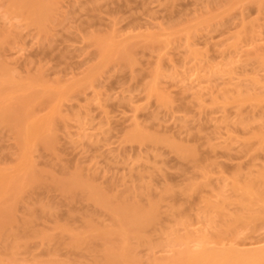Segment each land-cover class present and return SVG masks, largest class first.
<instances>
[{"label":"rangeland","instance_id":"1","mask_svg":"<svg viewBox=\"0 0 264 264\" xmlns=\"http://www.w3.org/2000/svg\"><path fill=\"white\" fill-rule=\"evenodd\" d=\"M11 1L0 0V118L6 116L4 111L11 112L0 122V206H6L0 207V264H97L95 257H104L105 228L118 226L116 213L133 217L132 223L136 214H152L149 222L154 228L151 223L131 225L142 232L146 239L142 244L152 241L143 246L135 234L130 238L141 264L169 256L178 247L176 235L198 234L212 226L226 230L218 247L264 246L259 216L263 207L245 189L246 200H252L247 203L257 207L245 203L244 210L237 198L243 193L231 189L235 182L241 186L264 173V139L258 134L264 133L263 0H43L42 4L33 0L32 5L30 0ZM11 3L20 6L13 9ZM23 4L32 9L22 10ZM19 7L22 12H17ZM38 10L43 18H34ZM122 44H130V50L119 54ZM251 94L254 100L249 101ZM150 133L151 137L145 136ZM26 150H32L31 157ZM22 174L28 183L23 182L27 186L23 190L18 186H25ZM81 176L95 192L93 186L82 187ZM13 178L20 182V194H14L19 205L11 199ZM149 200L157 202L155 209ZM250 208L258 217L250 213L235 220L237 214L249 215L244 212H252ZM30 214L36 219L30 220ZM24 221L32 227H24ZM59 224H68L69 233L81 227L80 233L88 232V227L90 233L105 228L96 232L98 236L88 232L93 237L84 242L90 243L88 248L74 244L75 233L65 234ZM231 228L238 234L226 237ZM39 231L47 233L45 240ZM110 236L112 243L113 237L118 241L117 235ZM12 241H17L13 247Z\"/></svg>","mask_w":264,"mask_h":264},{"label":"bare ground","instance_id":"2","mask_svg":"<svg viewBox=\"0 0 264 264\" xmlns=\"http://www.w3.org/2000/svg\"><path fill=\"white\" fill-rule=\"evenodd\" d=\"M13 1V0H12ZM11 1V2H12ZM18 1H20V0H18ZM31 1V4L30 5H32L33 4V0H30ZM41 1V0H40ZM45 1V0H44ZM264 1V0H263ZM15 2H17V1H15ZM13 3H14V1H13ZM13 3H11L12 4V6H13V9H16L18 6H20V5H16V8H14L15 6H14V4ZM24 3H26V2H24ZM37 3V2H36ZM42 3H44L43 2V0L40 2V4H42ZM46 3V2H45ZM260 3V2H259ZM16 4V3H15ZM19 4V3H18ZM20 4H21V1H20ZM35 4V3H34ZM39 3L38 4H36V5H40ZM23 5H25V4H23ZM29 5V6H30ZM50 5V4H49ZM11 6V7H12ZM27 6V7H26ZM27 4L25 5V6H23V7H25V8H23L22 7V10H27V12H29L28 10H29V7ZM42 6V5H41ZM40 6V7H41ZM44 6H47V5H44ZM43 6V7H44ZM36 6H34V10L37 8H35ZM30 9H32V6H31V8ZM39 10H40V8H38ZM18 11L17 12H22V10L20 9V7H19V9H17ZM38 10V11H39ZM33 12H37V11H33ZM38 13H43L42 11L40 12H37V14H34L35 16L36 15H39L40 16V14H38ZM43 15H44V13H43ZM38 16H36V17H34V18H37ZM41 17V16H40ZM41 18H43V17H41ZM40 18V19H41ZM39 19V18H38ZM37 19V20H38ZM36 20V21H37ZM38 22H40V20L38 21ZM39 24V23H38ZM106 42V41H105ZM109 42V41H108ZM167 43V42H166ZM102 45V44H101ZM108 45V44H107ZM119 46V47H118ZM117 47H118V53L120 52V53H122V52H127V51H129L130 50V44H122V45H118ZM104 47V46H103ZM105 47H106V45H105ZM104 51V50H103ZM105 51H107L106 49H105ZM104 51V54L105 53H107V52H105ZM109 53V52H108ZM117 53V54H118ZM119 53V54H120ZM101 55V54H100ZM106 55V54H105ZM108 55V54H107ZM106 55V56H107ZM122 55H124V53L122 54ZM112 58H113V56H111ZM111 57L109 58V59H111ZM263 57V56H262ZM107 58V57H106ZM263 62L262 63H264V59L262 58L261 59ZM97 76H98V74H97ZM29 80V79H28ZM30 80H33L34 81V79H30ZM93 80H94V78H93ZM38 82V81H37ZM40 83V82H39ZM31 86V85H30ZM6 87H8V86H6ZM5 87V88H6ZM3 88V87H2ZM7 89V88H6ZM27 89V88H26ZM34 89V88H33ZM2 90V89H1ZM4 90V89H3ZM37 90V89H36ZM35 90V91H36ZM39 90V89H38ZM37 90V91H38ZM152 90H154V89H152ZM14 91V90H13ZM36 91V92H37ZM44 91H46V90H44ZM49 91V90H48ZM154 91H156V90H154ZM14 92H17V90L16 91H14ZM28 92V91H27ZM51 92H53V91H51ZM51 92L49 93V94H51ZM59 92V91H58ZM157 92V91H156ZM57 93V92H56ZM2 94H4V93H2ZM41 94V93H40ZM48 94V95H49ZM153 94H155L154 92H153ZM157 94V93H156ZM151 95V94H150ZM159 95V94H158ZM22 96H23V94H22ZM53 96V95H52ZM64 96V95H63ZM156 96V95H155ZM163 96V95H162ZM252 96H254V95H252L251 94V97H250V95L249 96H247V98H246V96L244 97V98H242L243 100L246 98V99H253L254 100V98L252 97ZM255 96H258V95H256L255 94ZM15 97H16V95H15ZM160 97H161V93H160ZM249 97V98H248ZM19 98V97H18ZM156 98H158V97H156ZM165 99H167L166 97H164ZM163 98V99H164ZM259 97H257L256 99H258ZM263 98V97H262ZM6 99H8V98H6ZM13 99V98H12ZM17 99V98H16ZM21 99V98H20ZM38 99V98H37ZM57 99V98H56ZM159 99V98H158ZM241 99V98H240ZM245 99V100H246ZM9 100V99H8ZM7 100V101H8ZM40 100V99H39ZM160 100H161V98H160ZM244 100V101H245ZM259 100H261V98L259 99ZM1 101V100H0ZM3 101V100H2ZM4 101H6V100H4ZM14 101V100H13ZM17 101V100H16ZM22 101V100H21ZM38 101V100H37ZM47 101V100H46ZM55 101V100H54ZM168 101L169 100H167V103L166 102H164L165 104H168L169 105V103H168ZM250 101V100H249ZM258 101V100H257ZM15 102V101H14ZM18 102V101H17ZM31 102V101H30ZM34 102V101H33ZM36 102V101H35ZM50 102V101H49ZM53 102V101H52ZM61 102V101H60ZM160 102V101H159ZM243 102V101H242ZM4 103V102H3ZM19 103V102H18ZM163 103V102H162ZM258 103V102H257ZM9 104H11L10 102H9ZM8 104V105H9ZM34 104V103H33ZM52 104V103H51ZM7 105V104H6ZM7 105V106H8ZM164 105V104H163ZM27 105L25 104V107H26ZM30 106V105H29ZM50 106V105H49ZM1 107V106H0ZM57 107V106H56ZM5 108V107H4ZM8 108V107H7ZM11 108V107H10ZM13 108V107H12ZM29 109H30V107H28ZM6 109V108H5ZM14 109V108H13ZM59 108H57V110H58ZM1 110V109H0ZM7 110V109H6ZM8 110H9V108H8ZM2 111H4V109L2 110ZM1 111V112H2ZM15 111V110H14ZM26 111V110H25ZM5 113H7V114H9V113H11V112H7V111H4ZM20 112V111H19ZM58 112H59V110H58ZM4 113H2V115H3ZM7 114H5L6 116V118L8 117L7 116ZM25 114H27V113H25ZM29 114H27V116H28ZM12 116V115H11ZM17 116H19V114L17 115ZM34 116V115H33ZM54 116V115H53ZM4 117V115H3V117L2 118H5ZM52 117V116H51ZM2 118H0L1 120H0V122L2 121ZM10 118V117H9ZM12 118H14V117H12ZM28 118V117H27ZM22 119V118H21ZM5 120V119H4ZM6 120H8V119H6ZM5 122V121H4ZM10 122V121H9ZM15 122V121H14ZM50 122V121H49ZM3 123V122H2ZM45 124V123H44ZM46 125V124H45ZM135 126H136V124H135ZM1 127H2V125H1ZM23 127H25V126H23ZM36 127V126H35ZM139 127H141V126H139ZM137 128V127H136ZM135 127H134V129H136ZM144 129V128H143ZM26 130H28V129H26ZM25 130V131H26ZM51 131V130H50ZM134 131L135 130H133L132 131V133L131 134H128L129 136L130 135H132L133 136V133H134ZM137 131V130H136ZM52 132V131H51ZM142 132V130H140L139 131V133H141ZM149 133V132H148ZM25 134V133H24ZM50 134V133H49ZM143 134H144V132H142V136L141 137H143ZM259 134V136H260V138H262L263 137V139H264V133H258ZM46 135V134H45ZM127 135V136H128ZM147 135V137L149 136V135H151V133L150 134H145V136ZM48 136V135H47ZM132 136L129 138V139H131L132 138ZM137 136H138V134H137ZM152 136V135H151ZM151 136H149V137H151ZM255 136V135H254ZM257 136V135H256ZM23 137V136H22ZM24 137H26V136H24ZM23 137V138H24ZM155 137V136H154ZM41 138V137H40ZM138 138V137H137ZM137 138H135V139H133V140H136ZM156 138V137H155ZM140 139V138H139ZM138 139V140H139ZM143 139H144V137H143ZM143 139H142V141H143ZM262 139V140H263ZM24 140H25V138H24ZM23 140V143L25 142ZM37 140V139H36ZM35 140V141H36ZM146 140V139H145ZM150 140V139H149ZM159 140V139H158ZM160 140H162L163 141V139H160ZM131 141H132V139H131ZM168 141V140H167ZM260 141H261V139H260ZM138 142V141H137ZM150 142V141H149ZM151 142H153V141H151ZM264 142V140L262 141V143ZM34 143V142H33ZM145 143V142H144ZM173 143V142H172ZM177 143V142H176ZM175 143V144H176ZM35 144V143H34ZM26 145V144H25ZM179 145H181V144H179ZM23 146H24V144H23ZM29 146H30V144H29ZM32 146H33V144H32ZM22 147V146H21ZM24 148V147H23ZM32 147H29V149H31ZM184 148V147H183ZM26 149H28V147L26 148ZM22 150V149H21ZM181 150H183V149H181ZM191 150H192V148H191ZM26 151H28V150H26ZM25 151V152H26ZM32 151V150H31ZM31 151H28V153L30 152V156H29V154H28V157H31ZM188 151H190L189 149H188ZM184 152V151H183ZM20 153H21V151H20ZM182 153V152H181ZM186 153V152H185ZM185 153H183V154H185ZM188 153V152H187ZM25 154V153H24ZM26 154H27V152H26ZM25 157H26V155H24ZM184 156V155H183ZM191 157H192V155H191ZM188 158V157H187ZM27 159H29V158H27ZM30 161V160H29ZM28 161V162H29ZM27 162V161H26ZM33 164V163H32ZM30 165L31 164H29V167L27 166V168H31L30 167ZM32 166V165H31ZM13 168V167H12ZM21 170V169H20ZM19 170V171H20ZM25 170V169H24ZM31 170V169H30ZM36 170V169H35ZM263 170H264V168H263ZM22 172V171H21ZM21 172H16L18 175L21 173ZM263 172V171H262ZM22 173H24V172H22ZM33 173H34V171H33ZM36 173H37V171H36ZM261 173V172H260ZM67 174V173H66ZM69 174V173H68ZM74 174V173H73ZM81 174V173H80ZM207 174V173H206ZM256 174H258V173H256ZM14 175H16V174H14ZM14 175H13V177H14ZM36 175H38V174H36ZM76 176L78 175V173L77 174H75ZM205 175V174H204ZM204 175H203V177H204ZM208 175V174H207ZM22 176H24V178H25V176L26 175H24V174H22ZM39 176V175H38ZM79 176V175H78ZM2 177V176H1ZM0 177V178H1ZM73 177V176H72ZM82 177V179H83V176H81ZM205 177H207V176H205ZM253 177V176H252ZM248 178L247 179V181L248 182H246V181H244L245 183H247V186H245V184H244V186H242L243 185V183H242V185L241 186H237V184L238 183H240V182H235V184H236V186L233 184L232 185V188L231 189H233L235 192H236V190H237V193H238V191L240 192H244V193H248L249 192V194H251V196L252 197H254L255 199V201H259V203L257 204L256 203V205L257 206H259V204L263 207V214L262 215H260L259 214V216H261V219L263 220V223H264V173H262L259 177V179L257 178L258 177V175H255V177H253V178H255V179H253V178ZM12 178V177H11ZM16 178V177H15ZM15 178H13V181H14V179ZM22 178V183L24 182V183H26V184H28L27 182H25V180H26V178L25 179H23V177H21ZM44 178V177H43ZM57 178V177H56ZM67 178V177H66ZM77 177H75L74 178V182H75V184H78V183H76V181H75V179H76ZM2 179V178H1ZM47 179H49L48 177H47ZM63 179H64V177H63ZM63 179H62V181H63ZM79 179H80V176H79ZM85 179V178H84ZM82 180V181H84V182H80V183H82V187H83V185H84V183L86 182L87 183V181H85V180ZM251 179V180H250ZM50 180V179H49ZM71 180V179H70ZM205 181L207 180V179H204ZM203 180V181H204ZM259 180V181H258ZM12 181V180H11ZM12 181V182H13ZM20 181H21V179H20ZM61 181V180H60ZM66 181V180H65ZM202 181V182H203ZM15 182V181H14ZM11 183L12 184V191L10 190V192L12 193L13 191V194H12V196H11V199H13L14 200V197H17V196H14V194L18 191L19 192V188L21 189L22 188V190L23 189H25V187H27L24 183H23V185H25L24 187H21L20 185H18L19 186V188H17L18 186H17V184H19L20 182H15V183ZM71 182H73V180L71 181ZM91 182V181H90ZM250 182V183H249ZM21 183V184H22ZM80 183H79V185H80ZM92 183V182H91ZM249 183V184H248ZM63 184H64V182H63ZM70 184V183H69ZM68 184V185H69ZM203 184V183H202ZM8 185V184H7ZM59 185H61V184H59ZM65 185H67V183L65 184ZM86 185V184H85ZM84 185V187L86 188V187H88L89 186V183H88V185L87 186H85ZM193 185H195V183L193 184ZM207 185V184H206ZM10 186V185H9ZM16 186V187H15ZM29 186V185H28ZM41 186V185H40ZM92 186H93V184H92ZM92 186H89V187H92ZM148 186V185H147ZM149 186H151L150 184H149ZM234 186V187H233ZM32 187H33V184H32ZM38 187V186H37ZM50 187V186H49ZM65 187V186H64ZM96 188H98L97 186H95ZM145 187V189H146V186H144ZM195 187H197V186H195ZM238 187V188H237ZM240 187H243V188H240ZM13 188H15V189H13ZM51 188V187H50ZM49 188V189H50ZM85 188H84V190H85ZM149 188V187H148ZM16 189H18V190H16ZM31 189V188H30ZM33 189H35L34 187H33ZM52 189V188H51ZM89 189H91V188H89ZM93 192H95L94 191V186H93ZM168 189H170L171 190V188H169L168 187ZM167 189V190H168ZM248 191V192H245L246 190ZM21 190V191H22ZM26 190H28V189H26ZM63 190V189H62ZM66 190H67V188H66ZM84 190H81V191H79V192H84ZM98 190V189H97ZM104 190V189H103ZM147 190V189H146ZM150 190H151V187H150ZM166 189H165V191H167ZM232 190V191H233ZM244 190V191H243ZM25 191V190H24ZM49 191V190H48ZM100 191V190H99ZM102 191V190H101ZM100 191V192H101ZM9 192V194H11ZM17 192V193H18ZM27 192V191H26ZM29 192H30V190H29ZM77 192H78V190H77ZM86 193H88V191H87V189H86V191H85ZM84 192V193H85ZM92 192V191H91ZM100 192H98L97 191V193H100ZM103 192V191H102ZM147 192V191H146ZM149 192V191H148ZM240 192V194H242ZM35 193V192H34ZM85 193V194H86ZM90 193V192H89ZM114 193V192H113ZM150 193V192H149ZM236 193V194H237ZM244 193H243V195H239V197H237L238 199H240L238 202H239V204L240 205H243V203H244V210H246V207L247 206H252L253 208L255 207V206H253L254 204H250V203H247V201L249 200V199H251L250 197H249V199L248 200H246V198H248V197H245L244 196ZM18 194H20V192L18 193ZM17 194V195H18ZM22 194H23V192H22ZM21 194V196H23ZM26 194V193H25ZM62 194V193H61ZM71 194V193H70ZM93 194V193H92ZM105 194H107V193H105ZM104 193H103V195H105ZM116 194V193H115ZM120 194V193H119ZM249 194H247V196H249ZM74 195V192L72 193V196ZM75 195H76V193H75ZM79 195V194H78ZM90 195V197H91V194H89ZM101 195H102V193H101ZM114 195V194H113ZM20 195L18 196V200H19V197H21ZM25 196V195H24ZM67 196V195H66ZM93 196H95V194L93 195ZM97 196V195H96ZM96 196L94 197V199L96 198ZM108 196V195H107ZM106 196V197H107ZM115 196V195H114ZM122 196H123V193H122ZM237 196V195H236ZM64 197V196H63ZM70 197V196H69ZM102 196H100L99 195V198H101ZM110 197V196H109ZM109 197H108V199H109ZM116 197V196H115ZM130 197V196H129ZM161 199H163L161 196H159ZM241 197L243 198V199H241ZM257 197V198H256ZM7 199L8 198H10L9 196L8 197H6ZM5 198V200H7ZM98 198V197H97ZM99 198H98V201H99ZM104 198V200H105V197H103ZM114 198V197H113ZM120 198V197H119ZM124 198H126L125 196L124 197H122V199H124ZM134 198V197H133ZM137 198V196L135 197V199ZM152 198V197H151ZM17 199V198H16ZM15 199V200H16ZM74 199V198H73ZM86 199V198H85ZM84 199V200H85ZM111 199V198H110ZM134 199V200H135ZM158 199V198H157ZM156 199V200H157ZM245 199V200H244ZM257 199V200H256ZM11 201L10 199H9V201H11L12 203H14V201ZM21 200V199H20ZM96 200V199H95ZM115 200H118L117 198L115 199ZM121 200V199H120ZM126 200V199H125ZM134 200H133V205H135V203H134ZM155 200V199H154ZM241 200H242V204H241ZM253 200V201H254ZM2 201H4V199L2 200ZM75 201V200H74ZM105 201H107V198H106V200ZM104 201V202H105ZM113 201V200H112ZM111 200H109V202H112ZM122 201V200H121ZM121 201H119L120 203H121ZM127 201V200H126ZM129 201H130V199H129ZM162 201V200H161ZM245 201V202H244ZM250 201V200H249ZM252 201V200H251ZM250 201V202H251ZM254 201V202H255ZM5 202H8V201H5ZM16 202H17V200H16ZM66 202V201H65ZM101 202V201H100ZM114 202V201H113ZM112 202V203H113ZM117 202V201H116ZM136 202H137V200H136ZM157 202H158V200H157ZM156 201H154V203H151L150 202V200H149V204L151 203L152 205H153V208H154V205H155V208H156V206H157V203ZM253 202V203H254ZM3 203V202H2ZM2 203H0V204H2ZM12 203H11V205H12ZM98 203V205L100 206L101 205V203L99 204V202H97ZM103 203V202H102ZM112 203H111V205H112ZM118 203V202H117ZM122 203H124V200L122 201ZM121 203V204H122ZM213 203H215V202H213ZM245 203L247 204L246 205V207H245ZM10 204V202L8 203V205ZM15 204V203H14ZM17 204H18V202H17ZM48 204V203H47ZM69 204V203H68ZM96 204V203H95ZM119 204V203H118ZM128 205H130L131 204V201H130V203L128 202L127 203ZM149 204H147V206H149ZM10 205V206H11ZM19 205V204H18ZM17 205V206H18ZM41 205V204H40ZM104 205H105V203H104ZM127 205V206H128ZM221 205V204H220ZM109 206H110V204H109ZM139 206V205H138ZM145 207H146V205H144ZM143 206V207H144ZM158 206H159V204H158ZM256 206V207H257ZM0 207H2V206H0ZM3 207H6L5 205L3 206ZM2 207V208H3ZM49 207V206H48ZM48 207H47V209H48ZM108 207V206H107ZM124 206H122V208H123ZM171 208L170 209H168L169 211L172 209V207H174L173 205L172 206H170ZM211 207V206H210ZM209 207V208H210ZM215 207V206H214ZM218 207V206H217ZM255 207V208H256ZM101 208L103 209V205H101ZM100 208V209H101ZM114 208H115V206H114ZM142 208V207H141ZM152 208V209H153ZM154 208V209H155ZM216 208V207H215ZM223 208V207H222ZM12 209H13V207H12ZM18 209V208H17ZM40 209V208H39ZM113 209V208H112ZM111 209V210H112ZM129 209V208H128ZM139 209V208H138ZM173 209H175L176 210V207L175 208H173ZM249 209V208H248ZM252 208H250V210H251ZM262 209V208H261ZM14 210V209H13ZM13 210H12V213H13ZM43 210H45V209H43ZM143 210V209H142ZM174 210V211H175ZM222 210V209H221ZM257 211L259 210V209H256ZM18 211V210H17ZM28 211H30V210H28ZM46 211V210H45ZM45 211H44V213H45ZM107 211H108V209H107ZM121 211V210H120ZM128 212H129V210H127ZM154 211V210H153ZM158 211V210H157ZM160 211V210H159ZM162 211V210H161ZM173 210H171V212H172ZM212 211V210H211ZM219 211V210H218ZM252 212H250V211H246V212H244V213H247L248 212V214L249 215H240V214H237V215H235L234 217H235V220H243V219H245V217H247V216H250L252 213H254L255 211L252 209L251 210ZM254 211V212H253ZM8 212H10V211H8ZM15 212V215H16V211H14ZM26 212V211H25ZM40 212V211H39ZM72 212V211H71ZM123 212V211H122ZM134 212V211H133ZM171 212H169V213H171ZM215 212V211H214ZM43 213V214H44ZM47 213V212H46ZM104 213V212H103ZM113 213H116V210H114V212L112 211V215H114ZM127 213V212H126ZM158 214H159V212H157ZM168 213V214H169ZM175 213V212H174ZM251 213V214H250ZM259 213V212H258ZM51 214H52V212H51ZM71 214V213H70ZM69 214V212H68V215H70ZM117 214V213H116ZM115 214V215H116ZM155 215H156V213H154ZM216 214H217V212H216ZM221 214V213H220ZM255 215H256V213H254ZM37 215V214H36ZM47 215V214H46ZM46 215H43V216H46ZM49 215V214H48ZM47 215V216H48ZM54 215V214H53ZM88 215H90V214H88ZM88 215H87V217H88ZM114 215V217H116L115 219L116 220H118V226H116L115 228L113 227H111V228H109L108 227V230H106L107 228H105V231H104V233L107 235V236H104V238L106 239V242H104L105 244H104V246H103V249H101V253H103L104 252V257H102L101 256V254H100V256L102 257H99V258H96L95 257V259H99V263H97V264H141L140 263V259L138 260L136 257H135V255H133V246L134 247H136V245L135 244H133V242H131L130 241V238H131V236L132 235H136V237H135V239H137L136 240V242H138V241H141V242H139L138 244H140V245H143L142 244V241L143 242H145V240H144V237H143V235L140 233V232H138L137 230H133V228H131V225L132 224H136V225H138V226H141V227H144L145 225H147L148 223H151V222H149L150 221V215H152V214H148V213H142V214H136V215H134V219H133V223H132V220H131V218H133V217H130V216H128V214L126 215L125 213H122L121 215H116L115 216ZM131 215H133V214H131ZM155 215H154V217H155ZM160 215L162 216V214L160 213ZM222 215H223V213H222ZM7 216H9V215H7ZM17 216V215H16ZM40 216H41V213H40ZM157 216V215H156ZM160 216V217H161ZM219 216H221V215H219ZM252 216H253V214H252ZM257 216V215H256ZM1 217V216H0ZM10 218H11V216H9ZM35 216L34 215H32V214H30V216H28V218L30 219V220H32V218L35 220L36 218H34ZM258 217V216H257ZM9 218V219H10ZM73 218V217H72ZM21 219V218H20ZM25 219V218H24ZM28 219V220H29ZM45 219V218H44ZM153 219V218H152ZM151 219V220H152ZM34 220L31 222V223H33L34 222ZM7 221H8V219H7ZM26 221H27V218H26ZM87 222H89V220H86ZM92 221H93V219H92ZM94 221H97L96 219L94 220ZM93 221V222H94ZM155 221V220H154ZM250 221H252V220H250ZM19 222V221H18ZM91 222V221H90ZM92 222V223H93ZM98 222V221H97ZM102 222V221H101ZM100 222V223H101ZM233 222H234V220H233ZM258 222V221H257ZM1 223V222H0ZM7 223H9V222H7ZM85 223V222H84ZM84 223H82V225H84ZM99 223V222H98ZM182 223H184V222H182ZM249 223V222H248ZM29 227V225L31 226V224H30V222L28 221V224L24 221V227H27L26 225ZM34 224V223H33ZM64 224V223H63ZM103 224H104V222H103ZM112 224V223H111ZM110 224V225H111ZM117 224H115V225H117ZM157 223L155 222V225H156ZM249 224H252V223H249ZM57 225H58V223H57ZM57 225L55 226V228L57 227ZM68 225V224H67ZM66 225V226H67ZM81 225V226H82ZM90 225V224H89ZM93 225H94V223H93ZM101 226H102V224H100ZM106 224H104L103 226H105ZM107 225H109V224H107ZM114 225V224H113ZM151 225V226H150ZM238 225H240V224H238ZM237 225V227H239ZM248 225V224H247ZM1 226V225H0ZM9 226V225H8ZM15 226H17V225H15ZM35 226V225H34ZM66 226L65 227H63L61 224H59V227H60V230L61 229H63V228H65L64 230H66V231H63L64 233L66 232L67 234H69V235H74V234H71L72 232L73 233H75V236L74 237H76L77 236V238H76V241L74 240V244L76 243V244H79V243H84L86 240L88 241V238H89V240H90V238H93V237H89V235H88V232H89V234H91V233H95L96 234V232L97 231H99L100 229H99V227H97L99 230H97L96 232H95V230H94V232H93V230H91V233H90V228L88 227V232H85V233H87V234H85V233H80V231L82 230V227H81V229L79 230V229H76V231H74V230H72L70 233H69V229H71V228H69V229H66ZM69 226V225H68ZM73 226V225H72ZM86 226V225H85ZM85 226H84V228H85ZM97 226V225H96ZM149 226L152 228V226H153V228H154V225H152V223L151 224H149ZM224 226H225V224H224ZM227 226V225H226ZM242 226V225H241ZM244 226V225H243ZM9 227H11V226H9ZM8 227V228H9ZM27 227V228H28ZM32 227V226H31ZM58 227V228H59ZM63 227V228H62ZM79 227V226H78ZM87 227V226H86ZM146 227V226H145ZM222 227H223V225H222ZM6 228V227H5ZM7 228V229H8ZM17 228H18V226H17ZM35 228V227H34ZM104 228H102V230L104 229ZM139 228V227H138ZM168 228V227H167ZM12 229V228H11ZM26 229V228H25ZM25 229H24V231H25ZM37 229V228H36ZM35 229V230H36ZM57 229V228H56ZM56 229H53V231L54 230H56ZM91 229H92V227H91ZM146 229H148V226H147V228ZM146 229H143V230H145V232L143 231V233L146 235V233H147V235H149L150 236V229H148L149 230V232H148V230H146ZM236 229V228H235ZM10 230V229H9ZM67 230H68V232H67ZM79 232H78V231ZM84 230V229H83ZM102 230H100V231H102ZM166 231V229L164 228L163 229V231ZM4 232H5V229L3 230ZM11 231V230H10ZM15 231V230H14ZM50 231V230H49ZM58 231V230H57ZM99 231V232H100ZM147 231V232H146ZM160 231H162V230H160ZM164 231V232H165ZM17 232V231H16ZM19 232V231H18ZM17 232V233H18ZM20 232H22L21 230H20ZM19 232V233H20ZM40 233H41V231H39ZM45 232V231H44ZM78 232V233H77ZM152 232V231H151ZM226 232V230H224V227L223 228H221V227H219V226H212V230H201V232L200 233H198V234H193V233H191V232H186L185 233V235L183 234L182 236H180V235H176L175 236V242H177L178 243V247H175L174 249H173V252L169 255V256H167L166 258H164V260L163 259H153L152 261L153 262H149L150 264H156L157 262H159L160 264H264V246H262V247H259V248H255V249H252V250H242V249H238V248H235L234 246H232V245H230V246H228V247H224V246H222V247H218L217 246V243H219L221 240H223V239H225V237L224 236H222L224 233ZM6 233V232H5ZM9 233V232H8ZM22 233H24V232H22ZM22 233H20V234H18L19 236L22 234ZM26 233V232H25ZM53 233V232H52ZM55 233V232H54ZM59 233V232H58ZM65 233V234H66ZM98 233V232H97ZM229 233L230 234H228L226 237H228V236H230L231 235V237L232 236H236L237 234H238V231L237 230H232V228H231V232H230V230H229ZM2 234V233H1ZM0 234V235H1ZM4 234V233H3ZM11 234V233H10ZM34 234V233H33ZM43 234H44V236H46V234L47 233H41V235H42V239H43ZM57 234V233H56ZM60 234H62V233H60ZM76 234H78V235H76ZM117 235V237H118V241L116 240V238L115 237H113L115 240H116V242H115V240L114 239H112V240H114L113 241V243H115V244H113L111 241H110V235ZM6 235V234H5ZM14 235V237H15V235H16V233H14L13 234ZM13 235H9V236H13ZM18 235H17V237H18ZM23 235V234H22ZM38 235V234H37ZM51 236H52V234H50ZM58 235V234H57ZM57 235H55V234H53V236H57ZM63 235V234H62ZM97 235V234H96ZM4 236V235H3ZM24 236V235H23ZM32 236H34V235H32ZM48 236V235H47ZM59 236V235H58ZM98 236V235H97ZM148 236V237H149ZM2 237V235L0 236V240L2 239L1 238ZM17 237H15V238H17ZM59 237H61V238H63L62 236H59ZM147 236H146V238H148ZM174 237V236H173ZM6 238V237H5ZM25 238H26V235H25ZM53 238L54 237H52V239L50 238V239H48V240H46V241H50L51 242V240H53ZM58 238V237H57ZM103 238V237H102ZM134 238V237H133ZM150 239L152 238V237H149ZM21 239L23 240V237L21 236ZM33 239V238H32ZM40 239V238H39ZM65 239H67V237L65 238ZM105 239H103V240H105ZM134 239V240H135ZM9 239H7V241H8ZM12 240V239H11ZM15 240V239H14ZM17 240H18V238H17ZM21 240V241H22ZM43 240H45V239H43ZM61 240V239H60ZM68 240V239H67ZM72 242L71 243H73V238L72 239H70ZM69 240V241H70ZM103 240H101V242L103 241ZM95 241V240H94ZM151 240H148L147 239V242L149 243ZM1 242V241H0ZM3 242V241H2ZM1 242V243H2ZM17 241H14V243H13V241H12V244H10V245H12V247H13V244H15ZM20 242V241H19ZM88 242H90V241H88ZM147 242H146V244H147ZM152 242V241H151ZM154 242V241H153ZM6 243V242H5ZM8 243V242H7ZM49 243V242H48ZM70 243V242H69ZM69 243L67 244V246L69 245ZM70 243V244H71ZM99 243V242H98ZM176 243V244H177ZM47 244V243H46ZM86 244H87V242H86ZM85 243H84V245H86ZM92 244V243H91ZM101 244H103V243H101ZM137 244V246L139 247V245ZM146 244H144L143 246H146ZM150 244V243H149ZM40 245V244H39ZM48 245V244H47ZM63 245V244H62ZM81 245V244H80ZM83 245V246H84ZM153 245V244H152ZM5 246V245H4ZM7 246V245H6ZM15 246V245H14ZM19 246H21V244L20 245H16V247H18L19 248ZM22 246H23V244H22ZM38 246V245H37ZM55 246H57L56 244H55ZM65 246V245H64ZM70 246V245H69ZM75 246H77V245H75ZM75 246H71V247H74L75 249L77 248V247H75ZM79 246V245H78ZM83 246H81L82 248H83ZM86 246H88V245H86ZM89 246H90V243H89ZM89 246H88V248H89ZM98 246V245H97ZM24 247V246H23ZM62 247V246H61ZM92 247V246H91ZM151 247V246H150ZM17 248V249H18ZM59 248H60V246H59ZM64 248V247H63ZM74 248L72 249V248H70V250H68V251H74ZM81 248V249H82ZM86 247L84 246V248L83 249H85ZM96 248V247H95ZM12 249V248H11ZM10 249V250H11ZM17 249H14L13 248V250H17ZM27 249V248H26ZM56 249H58V248H56ZM65 249H67V248H65ZM77 249H80V246H79V248H77ZM76 249V250H77ZM96 249H100V248H96ZM3 250V249H2ZM6 250H7V248H6ZM55 251V250H54ZM78 251V250H77ZM80 251H82V250H80ZM88 251V250H87ZM91 251H93V250H91ZM7 252V251H6ZM9 252V251H8ZM50 251H48V253H49ZM53 252V251H52ZM56 252V251H55ZM76 252V251H75ZM89 252V251H88ZM99 252H100V250H99ZM135 252V251H134ZM89 254V253H88ZM91 254H92V252H91ZM90 254V255H91ZM95 255V254H94ZM93 254H92V256H94ZM99 255V254H98ZM97 255V256H98ZM51 256H52V253H51ZM53 258V257H52ZM56 258V257H55ZM104 258V259H103ZM45 259V258H44ZM101 259V260H100ZM51 261V260H50ZM58 261V259L56 260V262ZM61 261V260H60ZM72 261V260H71ZM95 262L97 261V260H94ZM55 262V261H54ZM162 262V263H161ZM44 263V262H43ZM46 263V262H45ZM62 263V262H61ZM65 263V262H64ZM63 263V264H64ZM68 263V262H67ZM148 263V264H149ZM158 263V264H159ZM51 264H52V262H51ZM57 264V263H56ZM60 264V263H59ZM72 264V263H71ZM73 264H75V262L73 261ZM92 264H94V263H92Z\"/></svg>","mask_w":264,"mask_h":264}]
</instances>
